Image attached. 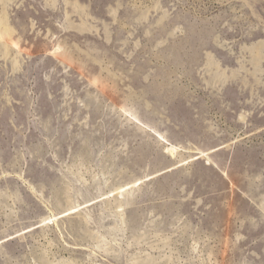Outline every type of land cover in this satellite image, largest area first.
I'll return each mask as SVG.
<instances>
[{"label":"rangeland","instance_id":"374dc122","mask_svg":"<svg viewBox=\"0 0 264 264\" xmlns=\"http://www.w3.org/2000/svg\"><path fill=\"white\" fill-rule=\"evenodd\" d=\"M9 1L0 264H264V0Z\"/></svg>","mask_w":264,"mask_h":264},{"label":"bare ground","instance_id":"6f19581e","mask_svg":"<svg viewBox=\"0 0 264 264\" xmlns=\"http://www.w3.org/2000/svg\"><path fill=\"white\" fill-rule=\"evenodd\" d=\"M13 1V0H12ZM9 2H11V0L9 1ZM14 34V32H13V30L10 28V26L8 25V23H7V19H4V17H2L1 19H0V54H2L1 56L3 57V55H4V57L6 56V58H7V56H9V55H11V54H13L14 52H17V53H19V54H21V52L18 50V46L17 45H15L12 41H10L9 43L8 42H4L3 41V37L4 36H11V35H13ZM58 50H60V49H58ZM56 51V50H55ZM58 52H60V51H57L56 53H58ZM58 55H59V53H58ZM210 54H208V55H206V56H209ZM61 56V55H60ZM59 56V57H60ZM64 56V55H63ZM260 56V55H259ZM53 57H54V54H53ZM58 57V59H61V58H59ZM62 57V56H61ZM65 57V56H64ZM55 58V57H54ZM207 58H209L210 59V56L209 57H207ZM206 58V59H207ZM212 58L210 59V62H211V64H212ZM59 61V60H58ZM207 62V61H206ZM61 63L65 66V65H69L70 67L72 66V64H71V62L69 61V63H68V59L67 58H63L62 60H61ZM209 63V62H208ZM213 63H214V65H215V62L213 61ZM209 65V64H208ZM216 67H218L217 65H216ZM215 67V68H216ZM219 68H220V66H219ZM17 70V69H16ZM216 70H217V68H216ZM219 71V70H218ZM224 72L225 71H223V74H224ZM242 120H244V118H242ZM244 122H245V120H244ZM159 138L161 139V143H163L165 146H166V151H165V153H168L171 157H175V155L177 154L178 155V153H179V148H177L176 146H173V145H170V144H168L166 141H164L163 140V138L161 137V135L159 136ZM181 150V149H180ZM195 150V149H194ZM197 150V149H196ZM178 152V153H177ZM196 153H198V154H196V155H200L201 157H207L208 155H206V154H204L202 151H197ZM206 160H207V164L208 165H212V164H210V162L211 163H213L212 162V160L210 161V157H207L206 158ZM214 161V160H213ZM216 166H217V164H216ZM222 175H224L225 177H227L228 178V176L226 175V173L224 172V171H222Z\"/></svg>","mask_w":264,"mask_h":264}]
</instances>
